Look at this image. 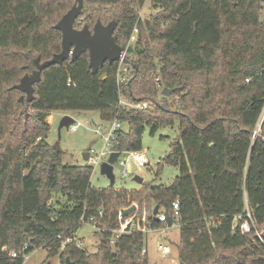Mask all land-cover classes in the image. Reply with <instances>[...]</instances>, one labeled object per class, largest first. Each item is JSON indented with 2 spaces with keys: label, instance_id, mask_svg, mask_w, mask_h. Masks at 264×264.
Instances as JSON below:
<instances>
[{
  "label": "trees",
  "instance_id": "1",
  "mask_svg": "<svg viewBox=\"0 0 264 264\" xmlns=\"http://www.w3.org/2000/svg\"><path fill=\"white\" fill-rule=\"evenodd\" d=\"M151 1L160 11L145 21V40L140 30L127 50V82L117 83V61H105L92 73L85 52L45 68L26 103L10 87L26 66L34 68L35 57L43 61L60 51L61 33L53 25L70 7L60 15L63 0H0V264H23V252L37 247L47 257L59 255V264L66 257L73 264H148L144 232L112 234L122 221L119 209L137 202L141 213L145 197L167 213L166 222L149 216V228L178 223L171 243L178 264H264V233L260 239L254 230L241 232L236 220L248 207L256 228L264 227V143L257 137H264V118L253 135L264 108L263 0ZM114 21L113 36L124 48L142 22L125 3ZM152 40L160 45L150 46ZM155 75L161 87L173 89L170 97L161 95ZM123 95L149 106L125 107ZM24 107L34 113L18 129L16 110L24 115ZM53 110H96L101 120H119L125 128L115 132L112 149L120 153L141 149L145 127L153 135L176 119L179 135L164 161L178 174L168 185L144 183L139 190L92 188V167L63 163L61 149L46 140V117ZM54 190L69 203L53 207ZM81 217H96L94 253L74 243L61 247L58 235L72 236ZM11 251L19 255L13 258Z\"/></svg>",
  "mask_w": 264,
  "mask_h": 264
},
{
  "label": "rangeland",
  "instance_id": "2",
  "mask_svg": "<svg viewBox=\"0 0 264 264\" xmlns=\"http://www.w3.org/2000/svg\"><path fill=\"white\" fill-rule=\"evenodd\" d=\"M66 6L61 10L60 15H62L69 7L72 6L73 0H63ZM125 3L126 8H130L141 20V28L136 27L130 37V39L125 42L124 49L127 51L129 48H133L137 42L140 30H141V40L144 41V36L147 35V30L145 29L144 23L147 19L151 20V17L156 15L159 11V7H155L151 0H120L119 3L110 4L105 3L100 0H84L82 13L78 16L75 26L81 28L84 24H88L89 28L92 29L94 23L97 19L105 25L108 22L116 19L118 13ZM260 19L264 18V6H261L259 11ZM116 31V29H115ZM114 31V32H115ZM124 43V40L121 41ZM150 46L156 47L160 45L158 40L150 41ZM128 52V51H127ZM156 68H159L158 56H156L154 50L151 52ZM220 59H222L220 57ZM220 63V62H219ZM157 69L156 72H158ZM249 81V79H246ZM163 86L161 87V90ZM160 90V92H161ZM160 93L157 94L159 99ZM171 95V94H170ZM170 95L168 97H170ZM17 97V96H16ZM171 99H169L170 101ZM121 101L125 107H131V100L126 96H121ZM24 115L21 114V108L16 110V115L21 118L18 129H21L22 124L25 123L28 118L33 115V109L22 108ZM71 115L76 123H79L75 131H70L66 128H62L60 131V139H58V124L63 115ZM22 117L24 120H22ZM264 118V108L260 115V118L256 124V129L259 130ZM46 121L50 124V130L47 135V142L51 145H56L61 151L62 162L71 165H83L85 164L81 152L88 150L91 147L101 146V139L95 133L94 129L99 124L103 128L109 126V122L101 120L99 112L96 110L89 111H69V110H53L49 112L46 117ZM124 126V125H123ZM125 128V127H124ZM178 122L174 119L171 126H162L152 135L149 133V128L145 127L141 135V149L144 151L147 164L139 168L136 172L132 171V159L128 156V152H122L113 166V173L115 177L114 189H124V190H139L142 188L143 184L146 183L151 186L168 185L170 184L175 176L178 174V170L175 165L165 162L164 157L170 152L171 143L178 138ZM126 170L127 175L122 177V171ZM139 174L143 177L141 183H136L133 180V176ZM90 186L92 188H110L109 180L105 175L100 173V165H96L89 180ZM50 203L55 208H60L61 206L67 205L69 202L66 196L57 190L50 193ZM143 210L138 212V203L133 202L127 207H122L118 211V218L121 221L120 225L124 224L126 221H131V224L136 225L135 227H142L146 223L148 217L152 216V211L155 207V203L149 197H145L143 201ZM158 209V212H161ZM115 228L112 230V234L116 231ZM94 228L88 224H82L75 230V235L83 240L85 249L89 253H94L97 251V245L99 242V236L95 232ZM179 230L178 224L176 223L173 227L162 230L153 229V231L144 232V246L143 252L146 253L148 264H178V260L175 256L174 245L171 243L175 242L178 238ZM157 243H164L172 246V253L166 256L161 255V252L156 248ZM59 255L47 257L46 249L43 247H37L32 252L28 253L27 259L24 260L23 264H59Z\"/></svg>",
  "mask_w": 264,
  "mask_h": 264
},
{
  "label": "water",
  "instance_id": "3",
  "mask_svg": "<svg viewBox=\"0 0 264 264\" xmlns=\"http://www.w3.org/2000/svg\"><path fill=\"white\" fill-rule=\"evenodd\" d=\"M83 0H74L72 6L60 17V19L53 25V27L61 33V49L54 53L49 59L40 60L37 56L33 59L34 68L26 66V72L19 79L18 83L13 84L10 88L17 89L22 92L19 101L29 103L34 98L33 84L41 80L42 71L54 64H62L65 60L74 61L79 55L87 52L89 58V66L92 73H95L99 66L105 61L112 63L119 61L124 53V48L116 43L113 36L116 27V21L112 20L107 24H103L100 19H97L92 29L88 24H84L81 28L75 26L78 16L82 12ZM173 89L163 88L161 95L169 96ZM75 119L65 114L58 124V139H60V131L62 128L68 129L69 125L74 123ZM257 137L264 143V137L257 134ZM119 151H112L107 160L100 164V173L105 175L112 187L115 182L113 173L114 163L120 156ZM81 157L84 163L87 162L88 151L81 152ZM135 165H132V171H135ZM136 183H141L143 177L139 174L133 176ZM158 212V205H155L152 215L156 218ZM264 233V227L260 234ZM65 264H73L68 257L65 258Z\"/></svg>",
  "mask_w": 264,
  "mask_h": 264
},
{
  "label": "built area",
  "instance_id": "4",
  "mask_svg": "<svg viewBox=\"0 0 264 264\" xmlns=\"http://www.w3.org/2000/svg\"><path fill=\"white\" fill-rule=\"evenodd\" d=\"M262 5L264 6V0ZM118 65H117V69H116V80L117 83H125L129 80V77L131 76L132 73V64L130 63V58L128 57L127 51L124 49V53L121 56V58L119 59ZM154 80L156 82V87L161 90V86H160V78L159 76L155 75ZM121 104L123 105L122 101H120ZM149 106V103L146 101L140 102H131V108L134 109H145ZM79 123H72L69 125L68 130L70 131H75L76 128L78 127ZM123 128V124L119 121V120H113L112 122H110L109 126L106 128H103L101 125H97L94 129L95 133L99 136V138L101 139V146L98 147H91L88 150V158H87V162L85 164L90 165L92 167V171L93 168L96 165H100L103 161L107 160V158L109 157V154L112 151H115L112 149V143L114 140V136H115V132L118 129ZM257 132V129L255 128V130L253 131V135H255ZM128 156H130V158L132 159L133 164L136 167V170L134 172H136L139 168L145 166L147 164V158L145 155L144 151H130L128 152ZM122 177L127 175V171L123 170L122 171ZM177 209H178V205L177 202L175 201L173 203V211L170 214L172 217H176L177 216ZM103 215V210H99L98 211V216L101 217ZM167 217V213L165 211H161L158 214H156V220L160 221V222H166V218ZM155 218V217H154ZM240 220V222L238 223L237 227L239 229V231L247 233L250 232L251 230L255 231V234L262 239V236L260 234V231L256 228L255 223L253 221V217L252 214L250 212V210L248 209V207H246L244 214L242 215H238L236 217V220ZM80 221V225L82 224H88L89 226H91L92 228H94L95 230H99L97 223H96V217H90L89 220H84L83 217H81L79 219ZM149 222L146 221V223L143 224L142 227L138 226L135 227L136 225L131 224V221H126L124 224H122L120 226V228L116 229L115 233H114V237H117L120 233L125 232L126 228H128V232L132 231V230H137L140 229L142 232L145 231H153L154 228H149L148 224ZM177 223V221H175L172 226H168L165 225L161 228H157V229H162V230H167L171 227H173L175 224ZM178 224V223H177ZM59 238H61V247L63 248L66 244H70V243H74L75 247L83 249L84 243L83 240L80 239L79 237H77L75 234H73L72 236H60L58 235ZM111 243L113 242V239L111 240ZM27 245L24 244L23 249H26ZM156 248L161 252V255L166 256L172 253V246L171 245H167L164 243H157L156 244ZM25 251V250H24ZM19 254L16 251H11L10 252V256L11 257H17ZM23 260L27 259V255L26 253L23 252Z\"/></svg>",
  "mask_w": 264,
  "mask_h": 264
},
{
  "label": "crops",
  "instance_id": "5",
  "mask_svg": "<svg viewBox=\"0 0 264 264\" xmlns=\"http://www.w3.org/2000/svg\"><path fill=\"white\" fill-rule=\"evenodd\" d=\"M125 126H123V128H124Z\"/></svg>",
  "mask_w": 264,
  "mask_h": 264
}]
</instances>
